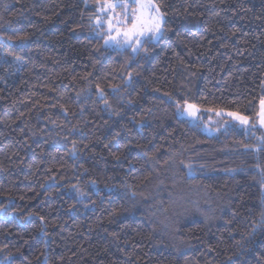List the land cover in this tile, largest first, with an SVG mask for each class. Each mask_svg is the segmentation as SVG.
Returning <instances> with one entry per match:
<instances>
[{"label":"trees","instance_id":"1","mask_svg":"<svg viewBox=\"0 0 264 264\" xmlns=\"http://www.w3.org/2000/svg\"><path fill=\"white\" fill-rule=\"evenodd\" d=\"M155 2L134 51L105 0H0V264H264V129L178 115L255 124L264 0Z\"/></svg>","mask_w":264,"mask_h":264},{"label":"rangeland","instance_id":"2","mask_svg":"<svg viewBox=\"0 0 264 264\" xmlns=\"http://www.w3.org/2000/svg\"><path fill=\"white\" fill-rule=\"evenodd\" d=\"M113 3H117L118 0H113ZM127 3L129 4L128 9V20L126 21L127 25H131V4L133 3L135 5V0H127ZM105 3L100 7L98 17L95 19L96 25L104 24L106 26V39L105 43L106 45L114 48H125L129 47L133 49L134 51H137L141 44L143 43L144 39L148 36H151V33H145L144 36L139 37L141 40V43L137 44L134 43V39L125 40L123 36V32L125 29V25L118 23V21L122 20L124 17V10L117 6L115 9H107L105 6ZM103 9V10H102ZM109 21H111V27L109 26ZM119 32V35H118ZM111 37H115V39H111ZM159 37V36H158ZM158 37L154 38V40H157ZM188 105H193L195 107V115L190 114V110L188 109ZM261 108V105H260ZM231 111H210V110H202L195 104H186L182 107H179L178 109V115L182 118H186L192 122H202L208 130L213 129L214 131H219L220 129H224L227 126H230L232 124H236L239 127L250 129L253 127V125L260 127L264 129V126H261L258 122V118L256 119L255 124L252 123L251 119L248 118V124L244 125L241 124L238 120H236L234 117L229 116L228 113ZM237 113V112H234ZM238 114V113H237ZM241 115V114H239ZM243 116V115H242ZM213 131V132H214Z\"/></svg>","mask_w":264,"mask_h":264},{"label":"snow or ice","instance_id":"3","mask_svg":"<svg viewBox=\"0 0 264 264\" xmlns=\"http://www.w3.org/2000/svg\"><path fill=\"white\" fill-rule=\"evenodd\" d=\"M107 9H115L117 6L124 10V17L118 23L124 24L125 29L123 36L125 40L134 39V43H141L139 37L144 36L145 33H151V37H158L163 30L164 25V13L161 12L160 6L155 2V0H135V5L131 9V25L128 26L126 21L128 20V9L129 4L127 0H118L117 3H113L112 0H105V5ZM103 10V9H102ZM109 26L111 27V21H109ZM119 35V32H118ZM115 39V37H111ZM260 111L257 114L258 122L261 126H264V99L260 101ZM191 115H195V107L193 105H188ZM229 116L234 117L241 124H248V117L239 115L234 112H229ZM255 126V125H253ZM264 141V137L260 138ZM264 171V170H262ZM264 220V217H262Z\"/></svg>","mask_w":264,"mask_h":264}]
</instances>
